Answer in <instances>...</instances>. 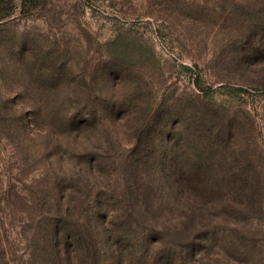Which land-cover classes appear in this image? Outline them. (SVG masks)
Here are the masks:
<instances>
[{"label": "rangeland", "instance_id": "1", "mask_svg": "<svg viewBox=\"0 0 264 264\" xmlns=\"http://www.w3.org/2000/svg\"><path fill=\"white\" fill-rule=\"evenodd\" d=\"M64 259L264 264V0H0V264Z\"/></svg>", "mask_w": 264, "mask_h": 264}, {"label": "trees", "instance_id": "2", "mask_svg": "<svg viewBox=\"0 0 264 264\" xmlns=\"http://www.w3.org/2000/svg\"><path fill=\"white\" fill-rule=\"evenodd\" d=\"M28 2H31V0H23V6H26L28 4ZM37 4V3H35ZM176 174L179 173V176H181V173L179 172V169L177 171H175ZM172 189L175 191L176 196L179 198V200H183L185 202H189L190 201H203L206 197H208L209 195H213L215 192H217L218 190H220L218 188V190L216 191L214 188L212 187H206V186H199L197 185V183H193L191 185H176L173 186ZM190 200V201H189ZM64 262H67V259L63 260V264Z\"/></svg>", "mask_w": 264, "mask_h": 264}]
</instances>
